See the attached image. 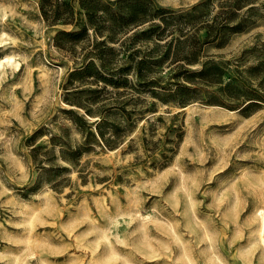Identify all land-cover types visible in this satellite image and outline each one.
<instances>
[{"label": "rangeland", "instance_id": "374dc122", "mask_svg": "<svg viewBox=\"0 0 264 264\" xmlns=\"http://www.w3.org/2000/svg\"><path fill=\"white\" fill-rule=\"evenodd\" d=\"M0 60V264H89L101 231L126 253L142 230L137 263L180 264L183 241L203 264L202 224L240 263L264 209V0H0Z\"/></svg>", "mask_w": 264, "mask_h": 264}, {"label": "bare ground", "instance_id": "6f19581e", "mask_svg": "<svg viewBox=\"0 0 264 264\" xmlns=\"http://www.w3.org/2000/svg\"><path fill=\"white\" fill-rule=\"evenodd\" d=\"M2 62L3 60H0V66L2 65ZM234 209L235 206H232L231 212L234 211ZM84 216H86V214ZM30 219V216H28L25 221L30 222ZM70 220L71 223L68 225L69 228H65L67 236L73 243H75V245H82V242H84L83 237H85L88 232L81 234L75 233L73 229L78 223H76V218L71 217ZM202 225L203 234L198 239L205 240V245L204 247H201L198 244L197 247L201 257L203 258V264H225L220 255L214 250V239L208 231L207 226L204 224ZM245 226L247 232L243 236L242 244L237 247L234 257L240 262L239 264H264V209L261 207H255ZM238 234L240 236V233ZM30 237L31 235H26V242L30 240ZM93 239L92 246L87 252V263L89 264H139L135 261L136 252H139L142 255L144 254L146 257H153L157 254L156 247L152 244L151 239L145 230H142L141 235L135 237L132 244H130L134 250L130 247L131 249L129 248L126 253L113 246L111 240L109 239V234L105 231H101L100 234L98 233V235H96ZM198 239H196V244L199 243ZM101 241L104 242V247H106V249L102 251V246H99ZM48 242V244H51L50 241ZM63 249H65V247H63ZM44 255V253H38V260L42 264H51L47 261V258ZM167 256L170 255L168 254ZM175 260L180 261V264H196L191 250L183 241L180 243V251L176 255ZM79 261H83V259L67 255L66 262L60 264H77Z\"/></svg>", "mask_w": 264, "mask_h": 264}, {"label": "trees", "instance_id": "16d2710c", "mask_svg": "<svg viewBox=\"0 0 264 264\" xmlns=\"http://www.w3.org/2000/svg\"><path fill=\"white\" fill-rule=\"evenodd\" d=\"M43 1H44V0H43ZM42 13H43V15H44L46 18L48 17V14H47V11H46V10L43 9V10H42ZM98 133H99V135L102 137L103 134L101 133L100 130L98 131Z\"/></svg>", "mask_w": 264, "mask_h": 264}]
</instances>
